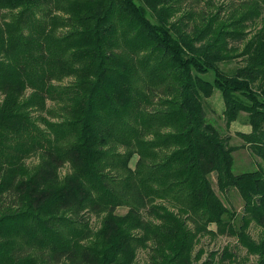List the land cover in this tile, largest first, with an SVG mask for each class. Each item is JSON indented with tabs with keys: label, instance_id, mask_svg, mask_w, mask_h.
I'll return each mask as SVG.
<instances>
[{
	"label": "trees",
	"instance_id": "trees-1",
	"mask_svg": "<svg viewBox=\"0 0 264 264\" xmlns=\"http://www.w3.org/2000/svg\"><path fill=\"white\" fill-rule=\"evenodd\" d=\"M185 1L0 0V264H194L204 235L264 264V0H191L198 20ZM215 90L228 128L247 116L241 146L207 118ZM245 147L262 163L236 174Z\"/></svg>",
	"mask_w": 264,
	"mask_h": 264
},
{
	"label": "rangeland",
	"instance_id": "rangeland-1",
	"mask_svg": "<svg viewBox=\"0 0 264 264\" xmlns=\"http://www.w3.org/2000/svg\"><path fill=\"white\" fill-rule=\"evenodd\" d=\"M225 0H220L219 2H222ZM191 9L196 10L198 13L196 15L195 20L199 19L200 12H203L204 9H206V6L204 3H194L191 2V0H186L184 3L183 10L177 13V16L182 15L184 12L189 11ZM253 30L252 27H250L249 31ZM242 43H237L236 46L240 47ZM242 64L241 59H235L227 64H221V68L225 71L232 72L237 67H239ZM211 77V76H210ZM70 81V79H66L62 84H67ZM49 109L53 110L54 103L51 101L48 102ZM206 114L207 118L210 122H212L221 132L222 135L230 136L232 139L231 145H237L241 146L244 144L243 140L237 135V130H245L248 128V125L246 123L247 116L242 114L240 119L238 121H235L234 129L236 131H233L232 129L228 128L226 126V122L224 119V101L221 95V92L218 90H215L214 94L206 100ZM58 110V109H57ZM44 116H47L48 118H51L52 120H57V118H52V116L48 113H43ZM231 127V126H230ZM138 161V155H135L131 162L130 166L131 168H135L136 163ZM38 163L37 156H32L27 160V164L29 165H36ZM262 163L261 159L256 156L252 151L248 148H240L235 151V164H234V173L238 174L241 172H247L256 170L258 165ZM70 171L69 165L67 167H64L62 170L59 171L60 178H64L66 173ZM212 182L214 185V188L217 192V194L225 201V204L227 207H229L233 212H236V218H235V224L237 226H240L242 224V216L244 214V202L242 198L240 197L239 193L236 191L231 192L228 195H224L221 193L217 187L216 184V176H212ZM127 207H120L117 210V213L120 215H125L128 213ZM90 226L93 228L95 233H97L103 226H102V216L99 215H92ZM211 230L215 231L217 229L216 224L211 225ZM249 236L259 242L263 236H264V228L257 225L255 222H252L251 225L248 228ZM226 247L230 248V252L233 253L235 261H232L231 259H225L224 261H220V264H257L258 257L255 255H251L248 250L243 247L240 242L238 241V238L235 236H212V235H204L199 236L198 241L195 246V250L193 253L194 256V264H203L207 258H210L209 255L211 253H216V261L219 262L220 258L223 255L224 249ZM202 251L201 258L197 259L196 256L199 254V252ZM149 249H139L138 256H137V263L138 264H147L149 263Z\"/></svg>",
	"mask_w": 264,
	"mask_h": 264
},
{
	"label": "crops",
	"instance_id": "crops-1",
	"mask_svg": "<svg viewBox=\"0 0 264 264\" xmlns=\"http://www.w3.org/2000/svg\"><path fill=\"white\" fill-rule=\"evenodd\" d=\"M234 125H235V122H233L232 124H231V127H230V130L232 129H234ZM244 126H248V128H246L245 130H237L238 132H242V133H250L251 131H252V128H251V126L250 125H244ZM233 131H236V129H234ZM234 158H235V153H234Z\"/></svg>",
	"mask_w": 264,
	"mask_h": 264
}]
</instances>
